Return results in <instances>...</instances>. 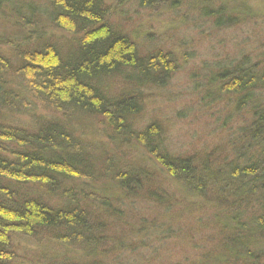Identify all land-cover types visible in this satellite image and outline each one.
<instances>
[{
	"label": "trees",
	"instance_id": "trees-1",
	"mask_svg": "<svg viewBox=\"0 0 264 264\" xmlns=\"http://www.w3.org/2000/svg\"><path fill=\"white\" fill-rule=\"evenodd\" d=\"M131 1L152 11V6L175 8L180 0ZM126 2L0 0V24L20 29L17 39L15 33L0 39L8 52L7 58L0 54V264H19L16 237L74 246L86 257L79 263L53 253L43 262L26 264H125L120 254L143 247L132 248L127 235L122 240L115 235L111 221L120 207L138 215L136 205L151 201L156 231L166 234L185 215L172 212L179 205L150 174L120 165L117 156L91 157L73 124L85 119L105 123L112 142L132 138L155 156L186 192L180 206L185 201L190 206L187 196L202 199L198 209L211 212V226L222 237L212 264H264V69L247 66L243 59L221 66L215 75L218 92L235 109H246L249 120L232 124L228 141L212 151L172 155L158 124L136 125L143 91L170 77L175 58L167 50L139 53L136 35L128 33L126 14L119 11ZM53 30L66 38L59 40ZM115 82L124 85L121 95L109 92ZM39 107L59 117L37 115ZM19 115L30 120L19 123ZM75 183L81 188L105 183L104 191L118 190L121 196L108 204L101 192V205L95 207L103 212L100 216L87 207L96 195L72 189ZM153 190L164 198L148 197ZM142 235L152 238L150 230ZM142 256L136 264H143Z\"/></svg>",
	"mask_w": 264,
	"mask_h": 264
},
{
	"label": "rangeland",
	"instance_id": "rangeland-1",
	"mask_svg": "<svg viewBox=\"0 0 264 264\" xmlns=\"http://www.w3.org/2000/svg\"><path fill=\"white\" fill-rule=\"evenodd\" d=\"M239 1L240 3L227 0H180L175 8L152 6L151 11L141 8L138 2L127 0L119 7V11L123 10L122 14H126L125 26L128 33L136 35L139 53L146 56L167 50L163 52L175 58L173 71L167 80H162L163 86L153 85L141 92L143 112L136 125L137 129H142L150 122L158 124L165 142L164 147L172 155L186 157L212 151L215 145L228 141L226 135L233 130L232 124H245L249 120V112L243 108L235 109L231 104L233 101H227L229 97L218 92L215 82V75L221 66L235 64L242 59L247 66L264 69V0ZM109 2L115 4V0ZM17 30L20 29L0 24V39L2 34L14 33L17 39ZM53 31L59 40L66 38L63 31ZM2 49H5L3 45L0 46V54L7 58V50L5 53ZM121 85L113 83L109 86V92L121 95L124 93V85ZM257 95L262 97L260 93ZM42 108H37V115L59 117L52 110ZM17 119L19 123L30 120L25 115H19ZM77 123H73L76 138L80 139L82 148L85 147L91 157L103 160L117 156L120 165L135 167L150 174L151 180H158L162 189L166 187L174 204L179 205V209L174 208L172 212H185L173 225L170 224L169 234H166L156 231L158 225L153 218L155 213H149L148 210L153 207L149 203L151 201L143 199L136 205L138 215L129 208L120 207L111 221L115 226V235L120 240L123 235H127L125 241L133 245L132 248H143L133 254H120L119 262L136 264L138 255H143V264H208L212 261L219 250L222 237L211 226V220L215 218L211 212L198 209L203 206L202 199L187 196L190 206L186 205V201L184 204L181 201L183 206H180V200L185 197L186 192L174 183V179L155 161V156L148 153L140 143L132 138L112 142L106 124L100 120L85 119L80 122L81 125ZM85 184L87 186L82 188L77 183L70 187L96 195L93 206L87 204L90 212L103 214L100 209H95L101 205V192L107 194L105 197L108 204L121 196L118 190L104 191L107 186L105 183L100 186ZM153 191V196L148 197H157L159 200L164 198L159 196V191ZM171 218L174 220V215ZM107 224L113 227L110 221ZM161 226L164 228L162 224ZM147 230H150L151 239H145L147 236L142 235ZM15 242L19 264H26L27 260L43 262L53 253L65 256L68 260L86 262L84 251L74 246L65 249L56 241L41 239L34 242L26 237H16Z\"/></svg>",
	"mask_w": 264,
	"mask_h": 264
}]
</instances>
